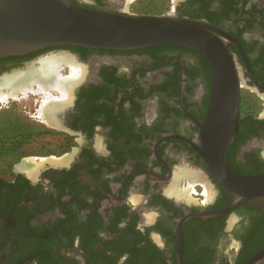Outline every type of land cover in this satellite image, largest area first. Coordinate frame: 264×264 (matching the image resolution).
I'll return each instance as SVG.
<instances>
[{"label": "flooded vegetation", "instance_id": "obj_1", "mask_svg": "<svg viewBox=\"0 0 264 264\" xmlns=\"http://www.w3.org/2000/svg\"><path fill=\"white\" fill-rule=\"evenodd\" d=\"M73 1L126 14L108 0ZM176 14L232 38L240 98L227 162L239 175L264 174V0H186ZM45 54H65L79 69L68 99L49 119L36 116L42 92L9 101L78 148L0 176V264H264V211L232 209L199 151L211 102L200 53L47 47L0 58V82L38 68Z\"/></svg>", "mask_w": 264, "mask_h": 264}, {"label": "water", "instance_id": "obj_2", "mask_svg": "<svg viewBox=\"0 0 264 264\" xmlns=\"http://www.w3.org/2000/svg\"><path fill=\"white\" fill-rule=\"evenodd\" d=\"M184 1L175 0V6ZM232 41L218 26L178 14H119L73 0H0V58L55 46L130 50L172 45L200 53L210 67L211 102L199 151L228 194L232 209L243 205L264 211V174L239 175L227 162L240 98L235 64L228 50Z\"/></svg>", "mask_w": 264, "mask_h": 264}, {"label": "rangeland", "instance_id": "obj_3", "mask_svg": "<svg viewBox=\"0 0 264 264\" xmlns=\"http://www.w3.org/2000/svg\"><path fill=\"white\" fill-rule=\"evenodd\" d=\"M89 4H99L102 0H84ZM112 5H120L122 11L129 15H166L176 14L177 9L182 6H175V0H108ZM48 54V53H47ZM54 54V53H53ZM49 53V55H53ZM49 55H46L48 57ZM45 58V57H43ZM41 58V59H43ZM40 59V60H41ZM41 63V62H40ZM40 68V64L37 65ZM57 97L60 94L55 93ZM27 100L31 96H26ZM37 98V114L41 116V107L45 96L41 95ZM21 100L22 103L27 101ZM18 104L15 101L2 103L0 111V176H8L13 174L14 170L23 168L27 162L36 163L34 168L44 167L47 161H58L65 154L74 153L78 148V143L74 137L60 128H48L41 126L37 122H30L22 117L19 112ZM41 105V106H40ZM40 106V108H39ZM30 113L33 114L31 110ZM29 141H22L23 139ZM57 159V160H56ZM54 164V163H50ZM191 184V183H189Z\"/></svg>", "mask_w": 264, "mask_h": 264}, {"label": "bare ground", "instance_id": "obj_4", "mask_svg": "<svg viewBox=\"0 0 264 264\" xmlns=\"http://www.w3.org/2000/svg\"><path fill=\"white\" fill-rule=\"evenodd\" d=\"M69 58L65 54L48 56L40 60V68H32L27 73L24 72L25 74L23 75H14L15 77L13 78L10 76L7 79L6 77V79H3L4 81L0 82V104L7 103L12 98L18 99L20 93L26 96L29 92H42L45 96L41 107L42 115L44 114L45 116L46 114L47 118L52 116L57 109H60L58 104L68 99L70 81L76 77V73L79 71L77 67L75 68L76 65L73 66V60L71 61V58ZM63 63H67L71 67V76L68 78L61 73ZM52 89L59 90L61 96L57 98L52 95ZM35 164L27 162L23 165V168L32 170L37 166Z\"/></svg>", "mask_w": 264, "mask_h": 264}]
</instances>
